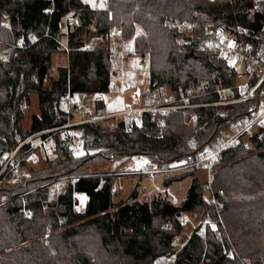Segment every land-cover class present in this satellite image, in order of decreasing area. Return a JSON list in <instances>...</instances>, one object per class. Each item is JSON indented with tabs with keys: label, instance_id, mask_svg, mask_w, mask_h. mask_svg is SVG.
Listing matches in <instances>:
<instances>
[{
	"label": "trees",
	"instance_id": "obj_1",
	"mask_svg": "<svg viewBox=\"0 0 264 264\" xmlns=\"http://www.w3.org/2000/svg\"><path fill=\"white\" fill-rule=\"evenodd\" d=\"M240 2L102 0V7H91L83 0H0V53L7 42L23 38L29 44L30 34L38 37L10 61L0 59V152L16 146L14 132L24 137L57 126L61 120L54 102L68 89L108 91L113 50L104 41L110 25L120 28L122 39L132 40L133 51L147 57L148 90L158 86L172 91L198 90L207 80L208 93L192 102L218 99L213 91L217 86L232 84L231 73L205 52L180 51L175 32L165 28L163 20H193L197 12L200 20L209 15L215 21L243 23V18L233 15ZM68 16L76 20L67 32L68 66H58L54 71L51 57L59 51L56 40L65 34ZM3 18L9 28L2 23ZM93 42L99 45L92 46ZM30 95L37 96L39 112L31 116L30 127L24 129L21 104L25 100L29 105ZM245 109L244 103L228 106L225 118L219 117V108L213 106L187 109V113L196 115L199 125L207 121L200 129L188 125L182 111L158 115L154 120L146 117L144 129L131 132L110 130L107 122L85 123L83 150L96 153L74 157L68 149H56L36 165L23 161L30 177L19 182L9 177L1 181L0 202L37 191L26 196L29 217L19 203L0 206V264H157L158 258L172 254V264H243L241 258L245 256L264 258V135L260 140L252 139L250 151L242 146L226 151L223 158L229 162L213 172L210 182L200 181L195 168L165 178L167 186L186 175L193 176L179 205H173L166 195L140 202L135 193L131 201H115L116 190L111 193L113 177L80 173L88 162L110 157L140 156L149 164L169 165L215 143L221 130ZM70 175L78 178L60 195L55 212L43 187ZM207 189L215 193L223 190L219 212L222 222L214 228L208 226L204 236L200 228L194 229L180 249H172L171 241L180 231L183 214L216 218L215 207L204 200ZM76 194L86 197L83 213L73 210ZM58 216L65 223L56 231ZM167 224L173 230H165ZM48 229L54 231L42 237Z\"/></svg>",
	"mask_w": 264,
	"mask_h": 264
},
{
	"label": "built area",
	"instance_id": "obj_2",
	"mask_svg": "<svg viewBox=\"0 0 264 264\" xmlns=\"http://www.w3.org/2000/svg\"><path fill=\"white\" fill-rule=\"evenodd\" d=\"M239 18H243V23L237 22L228 24L225 21H215L211 16L204 15V19L198 18L199 13L195 12L193 20L178 19L165 17L163 26L175 32V42L180 51L197 50L208 54L212 59L217 61L226 71L231 73L232 84L227 86H217L214 93L218 99L212 102L195 103L194 99L200 98L208 93V81H202L198 90L187 89L168 90L165 87H155L146 93L141 91L132 92L129 98L123 102L122 109L116 113L107 112V91H76L67 90L63 95L54 102L56 116L61 122L50 129L40 132L30 133L22 137L18 132H14L16 146L13 149L0 152V182L9 177L13 182H19L24 178L30 177V173L25 167L23 161L36 165L44 155L54 152L56 149H67L79 145L83 140L82 125L85 123L107 122L108 129H120L131 132L135 129H144V119L149 117L154 120L158 115H167L170 112L182 111L185 113L186 123L188 125L202 128L205 123L198 124L195 114H189L187 109L202 106H213L219 108L217 114L225 118L227 112L224 110L227 105L246 104L244 113L235 121L225 126L215 143L194 153L187 154L182 159L177 160L169 165L167 164H149L145 163L139 173L155 177L157 174L165 173L171 169L179 167L171 166L181 161L182 164L189 168L200 167L208 175L210 182L213 172L220 167L222 163H228L223 155L228 150L237 149L242 146L246 151L253 148L252 139L260 140L264 135V0H241L239 8L233 13ZM5 16V15H4ZM6 17V16H5ZM6 19V18H5ZM5 25L9 28L8 20ZM76 20L68 16L64 25V32L67 38V32L74 27ZM120 28L110 25L107 41H112L120 36ZM38 37L30 34L28 37L29 44L37 42ZM59 51L68 53L67 42H63L61 37L57 40ZM23 38L14 42H7V48L0 53L2 62H8L12 57H16L20 50L25 49L28 45ZM86 48H90L89 45ZM120 50V49H119ZM122 55L124 51L114 50L110 53V59H114L117 54ZM132 56L141 57L138 52L131 51ZM116 85L110 80L108 91L115 89ZM121 92V90H118ZM228 107V106H227ZM21 109L26 110L27 104L22 101ZM119 123H123V128H119ZM4 140V138H1ZM77 176H63L54 179L44 185V189L50 196V202L55 207L58 205L60 195L65 191L69 183H74ZM37 190L13 196L3 204L19 203L21 210L26 217L31 212L25 207L26 196L33 194ZM115 192L114 186L111 193ZM167 192V190H165ZM72 203L73 210L77 213H83L85 201L78 196ZM223 190L217 193L207 189L204 200L212 204L216 211V218L210 215L204 218H198L191 215L196 220L193 229L200 228L202 236L205 229L213 227L222 222L219 212L223 208L222 198ZM173 205H179L176 197L169 198ZM179 218L180 224L187 219ZM182 222V223H181ZM65 219L58 216V228L64 227ZM163 228V227H162ZM167 231L173 230L171 224L164 226ZM54 230L48 229L43 235L46 237ZM178 237L174 235L171 241L172 249H178ZM232 253H229L231 257ZM161 258V257H160ZM169 258L173 260L174 254ZM243 264H253L247 257H242Z\"/></svg>",
	"mask_w": 264,
	"mask_h": 264
},
{
	"label": "rangeland",
	"instance_id": "obj_3",
	"mask_svg": "<svg viewBox=\"0 0 264 264\" xmlns=\"http://www.w3.org/2000/svg\"><path fill=\"white\" fill-rule=\"evenodd\" d=\"M88 3L91 7H102V0H83ZM6 21L2 20V23ZM64 32V30H63ZM65 33V32H64ZM61 40L66 42L65 35L61 36ZM104 43H107L110 48L114 51H124L122 55L119 53L110 62V67L113 73L111 80L116 85L115 89H111L106 92V100L108 103L107 112L116 113L122 109V104L129 98L130 93L138 91H146L149 89V66L147 57H134L131 54L132 46L131 39H122L120 36L116 37L112 41L105 39ZM99 43L93 42L92 46H97ZM120 49V50H119ZM67 56L64 52H55L51 57V66L56 71L58 66H63L66 62ZM47 85V83L45 84ZM122 92H119L118 90ZM230 106V105H227ZM226 106V107H227ZM38 100L36 95H30V102L27 105V109L24 110V117L22 119V126L24 129L30 127V118L33 114H38ZM82 140L79 145L67 148L74 157H81L86 154L96 153V150H89L85 152L83 150ZM146 163V160L140 156H132L131 158H120L116 159L110 157L109 159H98L93 162H88L81 168V172L85 175L92 173L100 175H110L115 178L113 181L114 188L117 191V195L114 198L115 201L122 200H133V194H136V200L143 202H149L154 196L157 195H168L164 191L162 181L164 177L175 176L183 172L190 171L191 168L182 164L181 161L174 163L171 166L179 167L178 169H171L165 173L157 174L153 180L148 176H144L139 173L140 169ZM74 176V175H70ZM195 176L202 182L208 181L207 173L200 167L196 168ZM193 176L186 175L181 180L172 181L170 183L169 191L172 195L182 198L185 196ZM207 192H205L206 195ZM81 200H86L85 195H78ZM50 198V196H49ZM182 218L187 219L185 222H181L180 231L175 232V236L178 237L179 246L178 249L187 241L188 237L192 233L193 226L197 223L193 216L188 213L182 215ZM180 221V220H179ZM61 230V229H60ZM58 231V230H56ZM44 237V236H42ZM247 257V256H245ZM253 264H264V258L247 257ZM157 264H172V260L168 258H158ZM203 264V263H199Z\"/></svg>",
	"mask_w": 264,
	"mask_h": 264
},
{
	"label": "crops",
	"instance_id": "obj_4",
	"mask_svg": "<svg viewBox=\"0 0 264 264\" xmlns=\"http://www.w3.org/2000/svg\"><path fill=\"white\" fill-rule=\"evenodd\" d=\"M65 37H66V36H65ZM66 40H67V38H66ZM127 40H128V39H127ZM92 45H93V43H92ZM131 46H132V42H131ZM60 52H63V51H60ZM64 53H65V52H64ZM66 56H67V59H66V62H65V64H64L63 66H66V67H67V66H68V53H66ZM61 66H62V65H61ZM113 75H116V74L113 73ZM46 83H47V81L44 82V84H46ZM121 92H122V91H121ZM125 101H126V100H125ZM177 175H179V174H176L175 176H177ZM169 177L172 178V177H174V176H169ZM154 178H155V177L151 178V181H152V182H153ZM165 178H168V177L166 176V177H164V179H165ZM114 179H115V178H113V181H114ZM164 179H163V181H162V184H163L164 189L167 190L166 194L168 195V198L176 197V196L172 195V194L170 193V191H169V190H170V189H169V187H170L169 185H170V184H168L167 186L164 185ZM165 190H164V191H165ZM116 192H117V191H116ZM176 199L179 201V203H181V202L183 201L184 197H182L181 199L178 198V197H176Z\"/></svg>",
	"mask_w": 264,
	"mask_h": 264
},
{
	"label": "water",
	"instance_id": "obj_5",
	"mask_svg": "<svg viewBox=\"0 0 264 264\" xmlns=\"http://www.w3.org/2000/svg\"><path fill=\"white\" fill-rule=\"evenodd\" d=\"M141 57L144 58L143 55ZM119 128H121V129L123 128V123H119Z\"/></svg>",
	"mask_w": 264,
	"mask_h": 264
}]
</instances>
